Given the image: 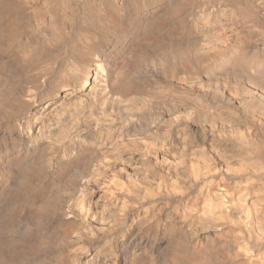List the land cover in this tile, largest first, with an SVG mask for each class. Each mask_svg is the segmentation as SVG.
Instances as JSON below:
<instances>
[{
    "label": "bare ground",
    "instance_id": "6f19581e",
    "mask_svg": "<svg viewBox=\"0 0 264 264\" xmlns=\"http://www.w3.org/2000/svg\"><path fill=\"white\" fill-rule=\"evenodd\" d=\"M127 1L0 0V113L56 91L16 124L24 171L69 176L60 216L99 219L75 264H119L114 243L144 230L122 264H264V0H129L137 25L115 39ZM20 158L0 191L12 211Z\"/></svg>",
    "mask_w": 264,
    "mask_h": 264
},
{
    "label": "rangeland",
    "instance_id": "374dc122",
    "mask_svg": "<svg viewBox=\"0 0 264 264\" xmlns=\"http://www.w3.org/2000/svg\"><path fill=\"white\" fill-rule=\"evenodd\" d=\"M148 2L150 1L148 0L147 4H149ZM126 3H127L125 5L126 15L123 17L116 16L114 19L115 28H117L118 30V32L115 34V39H120L121 37H124L127 33H131L133 30H135V26L137 25L136 18L131 14V10L127 11L129 9L130 1L128 0ZM184 13L185 14H183V17L188 19L190 16H192L193 10L189 8V10L185 11ZM113 43L114 41L111 40L107 43L102 44L101 47L102 49L104 48L106 51H108L112 48ZM114 53H115V49L112 52V54ZM1 60H2V56L0 53V78H2L0 79V97L2 96V93H1V90L3 88L2 83L4 82L7 76V73L4 72L3 70ZM54 78H55L54 75L51 76L50 81H53ZM140 87L146 88V86H142V85H140ZM55 92L56 91L52 92V94L50 95H47L44 93L41 96L40 102L38 103L45 104L48 100L54 98ZM38 103L33 105L31 108H29L30 112L34 108H36ZM29 109L25 107L24 108L16 107L14 109V111L16 112L14 116H6L0 113V191L3 190L5 186V180H6L5 178L6 161L5 160L17 155L19 152L21 156L20 160L22 162L21 172H19V174L23 175V173H27L24 170L28 169L27 164L30 162L31 158L30 157L24 158L23 150H25V146L21 138H19V129L18 127H16V124L20 122V120L21 121L24 120L25 113H27ZM37 145L38 146L40 145L39 149L41 151V154H44V155L47 154L46 160L50 161V163L54 162V159L52 158L54 153H56L58 157L62 156L61 154L63 152L60 149L58 151H54L51 148L47 149L45 139L43 140V142L40 141L39 143H37ZM56 170H57L56 168H53L51 170H43L41 168L39 169V171L35 170L31 174L27 173L24 176L25 179H23L25 181V186H23L22 192L20 193L19 197L15 200L16 206H15L14 211H12V206H13V204H11L12 201H5V200L0 201V264H37V263L38 264H51V263L52 264H60V263L61 264H75L74 260L72 261L71 259L72 258L75 259V255H78L79 251H82V248L85 247V243H84L86 242L85 239L87 238V236L89 238V235L84 233V231L89 230V226H88L89 224L94 225V226L93 225L90 226L93 228V231H96L94 230V228L95 229L99 228L97 227L99 226L98 218H96L95 220L89 219L90 223H86V222H82L81 219L72 220V219H65L60 216V214L66 211V209L70 206V203L73 204L74 201L77 200L76 198L79 197V194L77 193V191H75L73 187L74 184L68 181L69 176L61 179L58 182V179L56 176V173H57ZM30 196L31 198H29ZM67 196L68 198H66ZM96 197L97 196L95 195L94 197L89 199L91 201V204L93 201L97 200ZM59 198H60V201H59ZM58 202L60 204H58ZM66 202L67 203L69 202V203L67 204ZM98 203L101 204V200ZM48 205H51V206H48ZM93 205L95 206L94 209L99 211L98 210L99 207H97L95 204ZM45 208H47L46 211H45ZM56 208L57 209L60 208V210H57ZM106 220L108 223L106 224L107 226L105 225L106 227L105 230L110 234L118 233V230H116L115 228L116 226H114L115 220L114 219H106ZM76 221H79V222H76ZM41 223H43L42 224L43 226L41 225ZM95 225H97L96 226L97 228L95 227ZM112 226L114 228H112ZM35 227H37V229ZM60 234L61 236H58ZM133 234L125 238H122V237L118 238L117 242L114 243V248L116 249L115 257L118 259L119 264H122V261L127 256V253H128L127 248L134 249V248H137L135 247L136 245L144 246V244L146 245V243L150 239H152V236L155 235L150 230H144L142 232H135ZM14 235L16 237H14ZM74 235L75 236L78 235V236L75 237ZM56 238L57 239L59 238L60 242ZM69 239L70 241H68ZM75 239L76 240L79 239V240L75 241ZM74 241H75V244L76 243L80 244L79 246H81V248L78 249L79 246L77 244L75 245ZM67 245H70V246H67ZM97 246L98 244H95V246L92 247L93 249L92 251H94L97 248ZM73 248H76L77 250Z\"/></svg>",
    "mask_w": 264,
    "mask_h": 264
}]
</instances>
